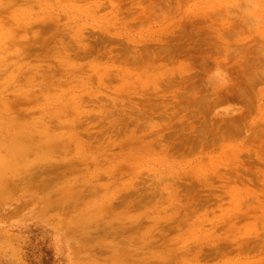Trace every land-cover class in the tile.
I'll return each instance as SVG.
<instances>
[{"label":"rangeland","instance_id":"rangeland-1","mask_svg":"<svg viewBox=\"0 0 264 264\" xmlns=\"http://www.w3.org/2000/svg\"><path fill=\"white\" fill-rule=\"evenodd\" d=\"M0 264H264V0H0Z\"/></svg>","mask_w":264,"mask_h":264}]
</instances>
